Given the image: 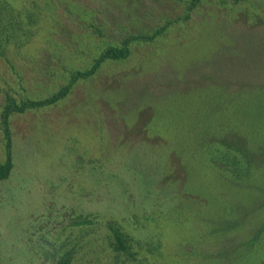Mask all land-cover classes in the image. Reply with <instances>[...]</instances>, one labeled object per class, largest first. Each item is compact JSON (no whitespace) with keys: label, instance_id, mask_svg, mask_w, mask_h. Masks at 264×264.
<instances>
[{"label":"rangeland","instance_id":"rangeland-1","mask_svg":"<svg viewBox=\"0 0 264 264\" xmlns=\"http://www.w3.org/2000/svg\"><path fill=\"white\" fill-rule=\"evenodd\" d=\"M189 1L0 0V108L128 48L9 114L0 264H264V0Z\"/></svg>","mask_w":264,"mask_h":264},{"label":"trees","instance_id":"trees-1","mask_svg":"<svg viewBox=\"0 0 264 264\" xmlns=\"http://www.w3.org/2000/svg\"><path fill=\"white\" fill-rule=\"evenodd\" d=\"M197 0H190L189 1V7H192ZM126 42V40H124ZM128 52V48L126 45L121 46H110L105 49H103L98 56H96L93 60V62L89 65V67L85 69H77L69 73V79L67 83L59 86L57 89H55L52 93L41 97V98H20L18 100H15L9 95H6L4 98V102L0 108V126L3 133L4 138V150H5V158L3 161L0 162V179L5 178L12 166L11 161V149H10V136H9V129H8V116L13 111H23L25 109L29 108H35L47 104H51L55 102L56 100L63 97L70 85L73 83L74 80H76L79 77H84L90 73H92L98 64L103 60L104 58L111 57V58H120L124 57ZM89 220H75L74 223H87ZM108 227V230L110 231L111 237H112V249L118 252H122L125 254L130 253L128 249V245L126 243V237L124 236V233L116 226L111 225L109 222L104 224ZM69 261V255L68 252L63 253L59 255L51 264H68Z\"/></svg>","mask_w":264,"mask_h":264}]
</instances>
